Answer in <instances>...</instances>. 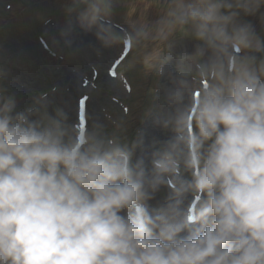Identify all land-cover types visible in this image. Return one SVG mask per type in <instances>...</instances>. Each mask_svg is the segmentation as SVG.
<instances>
[{
    "label": "clouds",
    "instance_id": "9594fccd",
    "mask_svg": "<svg viewBox=\"0 0 264 264\" xmlns=\"http://www.w3.org/2000/svg\"><path fill=\"white\" fill-rule=\"evenodd\" d=\"M147 2L159 18L119 32L115 0H70L61 35L70 43L79 27L105 47L139 49L157 76L175 33L202 42L169 72L173 110L157 123L174 135L149 173L133 161L142 138L129 145L100 124L70 133L43 95L17 111L0 88V264H264V39L239 20L264 0ZM164 183L173 197L152 213L146 202Z\"/></svg>",
    "mask_w": 264,
    "mask_h": 264
},
{
    "label": "rangeland",
    "instance_id": "374dc122",
    "mask_svg": "<svg viewBox=\"0 0 264 264\" xmlns=\"http://www.w3.org/2000/svg\"><path fill=\"white\" fill-rule=\"evenodd\" d=\"M69 3L70 0H0V70L5 73L0 88L6 95L15 96L17 111L33 107L43 95L48 101L47 111L54 115L55 109L63 110L65 101L73 97L71 118L65 119L70 133L79 131L76 98L83 97L84 129L100 124L106 134L116 132L129 145L142 138L133 161L143 159L150 173L153 154L174 135L171 128L157 123L162 112L173 110L165 100V90L173 86L169 72L176 75L177 54L192 53L202 42L175 33L170 38L173 58L165 73L157 76L147 68L150 59H143L139 49L128 51L124 44L105 47L94 31L76 27L67 38L70 43L66 42L61 29L68 19L65 8ZM161 14V8L147 0H115L111 23L116 31H131L130 26L141 18L154 23ZM239 20L250 23L264 39V5L253 14L241 13ZM81 42H87L85 51L77 53ZM152 47L148 45L149 50ZM117 59L122 61L113 76L109 69ZM76 80L80 86L75 91ZM179 178L191 180V172L182 170ZM169 179L170 176H165V180ZM170 197H173L171 185L161 184L146 202L149 211L156 212ZM194 199L191 191L185 193L181 197V210L189 209Z\"/></svg>",
    "mask_w": 264,
    "mask_h": 264
},
{
    "label": "bare ground",
    "instance_id": "6f19581e",
    "mask_svg": "<svg viewBox=\"0 0 264 264\" xmlns=\"http://www.w3.org/2000/svg\"><path fill=\"white\" fill-rule=\"evenodd\" d=\"M86 45H87V42H81L80 43V46L76 49V52L78 53V52H83V51H85V47H86ZM75 82V81H74ZM75 84V86H73V88H74V90L76 91V88L78 87V89H79V86H80V84L79 83H77V80H76V82L74 83ZM173 87V86H172ZM78 100V97L76 98V101ZM72 101H73V97L72 98H69L68 99V101L66 102L65 101V104L62 106V108H63V111H64V113H65V116H66V119H70L71 118V115H72ZM77 106V105H76ZM76 125V124H75ZM74 125V126H75ZM144 165H145V169L146 170H148V165L146 164V163H144Z\"/></svg>",
    "mask_w": 264,
    "mask_h": 264
}]
</instances>
